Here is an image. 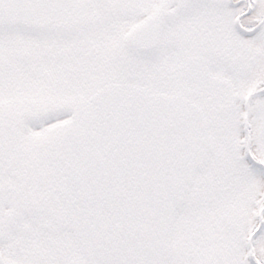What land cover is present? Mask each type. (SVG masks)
<instances>
[{
  "label": "snow or ice",
  "instance_id": "6c2138e0",
  "mask_svg": "<svg viewBox=\"0 0 264 264\" xmlns=\"http://www.w3.org/2000/svg\"><path fill=\"white\" fill-rule=\"evenodd\" d=\"M0 264H264V0H0Z\"/></svg>",
  "mask_w": 264,
  "mask_h": 264
}]
</instances>
